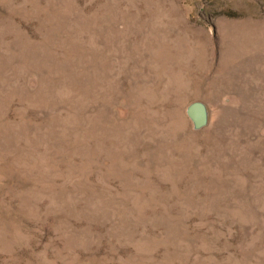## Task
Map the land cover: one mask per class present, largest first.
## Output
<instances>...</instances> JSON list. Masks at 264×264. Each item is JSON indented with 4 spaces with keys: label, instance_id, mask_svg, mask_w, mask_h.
Returning <instances> with one entry per match:
<instances>
[{
    "label": "rangeland",
    "instance_id": "rangeland-1",
    "mask_svg": "<svg viewBox=\"0 0 264 264\" xmlns=\"http://www.w3.org/2000/svg\"><path fill=\"white\" fill-rule=\"evenodd\" d=\"M0 264H264V0H0Z\"/></svg>",
    "mask_w": 264,
    "mask_h": 264
},
{
    "label": "water",
    "instance_id": "water-1",
    "mask_svg": "<svg viewBox=\"0 0 264 264\" xmlns=\"http://www.w3.org/2000/svg\"><path fill=\"white\" fill-rule=\"evenodd\" d=\"M188 115L194 122L196 128H202L208 123V112L205 104L194 102L188 107Z\"/></svg>",
    "mask_w": 264,
    "mask_h": 264
},
{
    "label": "bare ground",
    "instance_id": "bare-ground-1",
    "mask_svg": "<svg viewBox=\"0 0 264 264\" xmlns=\"http://www.w3.org/2000/svg\"><path fill=\"white\" fill-rule=\"evenodd\" d=\"M55 65V64H54Z\"/></svg>",
    "mask_w": 264,
    "mask_h": 264
}]
</instances>
